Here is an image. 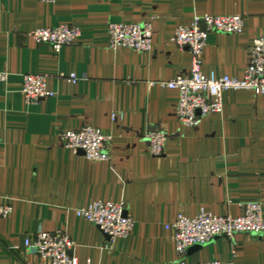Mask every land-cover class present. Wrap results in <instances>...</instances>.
<instances>
[{
  "label": "crops",
  "instance_id": "obj_1",
  "mask_svg": "<svg viewBox=\"0 0 264 264\" xmlns=\"http://www.w3.org/2000/svg\"><path fill=\"white\" fill-rule=\"evenodd\" d=\"M204 14L243 17L240 33L210 32L202 56L204 74L242 78L252 40L264 36V0H0V204L12 207L0 217V264H39L24 244L39 231L66 232L79 264H179L165 227L179 214L235 217L240 203L259 200L264 220V93L226 90L221 114L184 126L178 92L159 84L190 73L189 50L172 38ZM146 20L150 51L108 47L110 22ZM61 24L80 34L59 51L29 34ZM24 74H47L54 95L26 102ZM82 126L110 135L108 161L64 146L61 133ZM151 130L167 137L160 157L150 154ZM96 200L122 202L135 224L111 248L75 213ZM186 260L264 264V232L216 237Z\"/></svg>",
  "mask_w": 264,
  "mask_h": 264
},
{
  "label": "built area",
  "instance_id": "obj_2",
  "mask_svg": "<svg viewBox=\"0 0 264 264\" xmlns=\"http://www.w3.org/2000/svg\"><path fill=\"white\" fill-rule=\"evenodd\" d=\"M53 2L55 0H39ZM244 21L240 15L194 16L190 26H178L173 35V42L191 54V70L187 76L178 75L170 80L161 81V86L178 92L176 117L184 126H195L201 118L223 112V92L230 89H248L256 94L264 93V36L252 40L249 48V62L242 78L217 75L202 71L203 51L207 35L210 32L240 33ZM29 34L39 44H48L54 51L75 42L80 34L76 26L61 24L54 27H37ZM108 47L131 48L136 51H150L152 48V23L110 22L107 26ZM0 74V80L5 79ZM47 74H24L21 93L28 103L54 95L47 88ZM74 83L78 80L75 73L68 78ZM149 151L154 157H160L165 150L166 135L160 130L146 132ZM61 139L72 153H82L89 160L108 161L110 159L108 143L110 135L98 127L82 126L66 130ZM262 201L240 203L242 213L239 216L216 215L201 208L196 216L179 214L172 222L165 225L172 231V240L179 264H233L218 260L190 262L186 260L188 249L194 245H204L219 236L232 239L236 233L246 232L261 234L264 232ZM12 211L10 205L0 204V217H7ZM77 216L96 225L108 238L106 248H111L117 238L128 237L134 229L133 219L126 213L122 202L96 200L86 206L75 209ZM26 247L40 256L39 264H79L71 251L75 243L63 231H39L34 238H26ZM86 264H90L87 262Z\"/></svg>",
  "mask_w": 264,
  "mask_h": 264
},
{
  "label": "water",
  "instance_id": "obj_3",
  "mask_svg": "<svg viewBox=\"0 0 264 264\" xmlns=\"http://www.w3.org/2000/svg\"><path fill=\"white\" fill-rule=\"evenodd\" d=\"M81 153V152H80ZM82 154V153H81ZM199 246H201V245H194V246H192V247H199Z\"/></svg>",
  "mask_w": 264,
  "mask_h": 264
}]
</instances>
